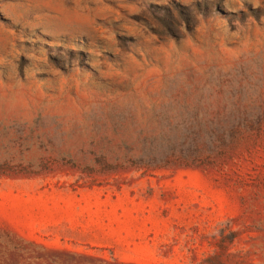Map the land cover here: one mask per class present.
<instances>
[{
    "label": "rangeland",
    "instance_id": "rangeland-1",
    "mask_svg": "<svg viewBox=\"0 0 264 264\" xmlns=\"http://www.w3.org/2000/svg\"><path fill=\"white\" fill-rule=\"evenodd\" d=\"M0 264H264V0H0Z\"/></svg>",
    "mask_w": 264,
    "mask_h": 264
}]
</instances>
